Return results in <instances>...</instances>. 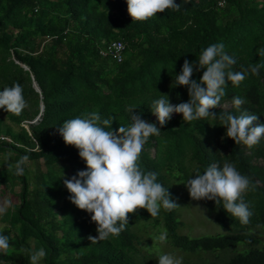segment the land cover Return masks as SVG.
<instances>
[{"label":"trees","instance_id":"obj_1","mask_svg":"<svg viewBox=\"0 0 264 264\" xmlns=\"http://www.w3.org/2000/svg\"><path fill=\"white\" fill-rule=\"evenodd\" d=\"M174 2L179 10L132 21L126 0H0V91L19 83L28 103L18 116L0 109V185L4 190L19 184L17 203L0 217V234L10 245L0 250V264H31L30 253L40 249L46 255L39 264H157L160 253L140 252L147 226L152 234L166 233L163 244L182 264H264V138L252 149L235 144L219 118L187 124L181 114H172L159 136L144 145L138 163L157 173L171 199L175 180L184 184L210 164H234L253 185L243 197L252 213L249 222L241 224L222 206L204 201L217 226L235 231L188 237L179 232L176 208H161L154 218L138 209L119 236L92 242L96 224L70 202L61 179L85 169L78 150L58 133L65 121L96 112L101 120L115 117L110 125L115 131L131 123L130 114H139L160 127L153 101L166 94L171 104L186 102L187 88L175 86V76L185 59L195 61L211 44H224L236 71L264 64V0ZM112 41L124 45L117 64L98 54ZM202 73L194 71L192 79ZM225 91L221 108L210 111L236 116L246 111L257 115L254 126L264 124V67L259 76L249 72L238 87L229 82ZM234 96L246 100L239 110L231 104ZM23 156L31 168L25 162L18 175L15 166Z\"/></svg>","mask_w":264,"mask_h":264},{"label":"clouds","instance_id":"obj_2","mask_svg":"<svg viewBox=\"0 0 264 264\" xmlns=\"http://www.w3.org/2000/svg\"><path fill=\"white\" fill-rule=\"evenodd\" d=\"M126 5L132 21H145L158 13L168 9L179 10L180 7L174 0H126ZM224 49L223 43L211 44L195 61L184 60L180 73L175 76V86L186 87L189 99L174 105L166 94H162L154 100L151 111L160 127L141 119L139 114H130L131 123L120 125L113 131L110 125L115 117L101 120L96 112L83 118L67 120L58 127L64 144L77 149L79 158L85 163L84 170H79L71 178H63L62 175L61 179L70 193V202L79 210L90 213L91 222L96 224L97 235L89 236L90 241L119 236L128 225L129 214L138 209H145L154 218L159 215L161 208L171 211L178 207L168 190L157 182V173L145 172L138 163L144 145L150 137L159 136L161 127L171 120L173 113L181 114L187 124L208 117L219 118L226 129L225 135L235 144H243L248 149L264 138V124L254 126L257 115L246 111L239 116L228 111L219 114L210 111L221 108L229 82L238 87L249 72L259 76L260 69L264 67V64H255L236 71L235 58ZM201 69L203 73L199 80L192 79L194 71ZM245 103L246 100L240 96H234L231 101L237 110ZM27 107L19 83L0 91V109L5 112L18 116ZM132 109H129V113ZM27 160L28 156L21 157L15 166L16 174H23V165ZM194 174V178H188L184 183L192 200L213 201L241 224L249 222L252 213L243 197L253 185L234 164L225 162L222 167L210 164L203 173L197 169ZM6 211L7 207L0 206V214ZM158 239L166 241V233ZM9 246L8 237L0 234V250L6 251ZM45 255L43 249L31 252V264H39ZM157 264H182V261L172 255L162 254Z\"/></svg>","mask_w":264,"mask_h":264},{"label":"rangeland","instance_id":"obj_3","mask_svg":"<svg viewBox=\"0 0 264 264\" xmlns=\"http://www.w3.org/2000/svg\"><path fill=\"white\" fill-rule=\"evenodd\" d=\"M228 105L223 106L222 108L228 109ZM174 114V113H173ZM175 115V114H174ZM2 116V115H1ZM38 118V115L34 117L28 123H34ZM4 124H8L6 120L3 119ZM25 127V124H21ZM27 169H30V163L26 162L25 164ZM176 189H174L175 198L173 200L177 203L176 214H178L179 220L183 224V228L179 231L181 234H186L188 237H207L214 236L218 234H225L227 232L235 231L234 227L226 229L220 228L213 221L214 213L211 210V204L204 200H192L188 194L185 184L180 180H175ZM19 192V184H15L12 188L4 189L0 185V206H5L9 209L12 205L17 203L16 194ZM10 205V206H9ZM2 214H0L1 217ZM4 227V224L0 220V229ZM145 230V229H144ZM143 234H140L142 241L141 255H144L145 252L154 253L155 255L159 254H169L175 258L180 259L178 254L172 253V251L167 248L158 238L161 236L160 231L157 234H152V229L147 226V229ZM213 255V254H212ZM210 257H206L205 261H208Z\"/></svg>","mask_w":264,"mask_h":264},{"label":"built area","instance_id":"obj_4","mask_svg":"<svg viewBox=\"0 0 264 264\" xmlns=\"http://www.w3.org/2000/svg\"><path fill=\"white\" fill-rule=\"evenodd\" d=\"M124 51V45L118 41H112L108 44H104L100 50L99 55L110 59L114 63H120L122 59V54Z\"/></svg>","mask_w":264,"mask_h":264},{"label":"water","instance_id":"obj_5","mask_svg":"<svg viewBox=\"0 0 264 264\" xmlns=\"http://www.w3.org/2000/svg\"><path fill=\"white\" fill-rule=\"evenodd\" d=\"M23 70H26V67H24L23 65H19ZM31 79V78H30ZM31 86H32V88L34 89V91L36 92V93H40V91H39V88L37 87V84L33 81V79H31ZM39 109H40V113H42L43 112V105L42 104H40V106H39ZM40 113H38V115L40 114Z\"/></svg>","mask_w":264,"mask_h":264}]
</instances>
